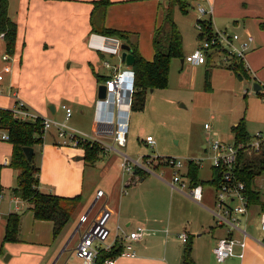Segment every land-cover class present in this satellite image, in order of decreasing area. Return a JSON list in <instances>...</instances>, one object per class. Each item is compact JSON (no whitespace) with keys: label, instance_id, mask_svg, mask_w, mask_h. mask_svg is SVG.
<instances>
[{"label":"crops","instance_id":"1","mask_svg":"<svg viewBox=\"0 0 264 264\" xmlns=\"http://www.w3.org/2000/svg\"><path fill=\"white\" fill-rule=\"evenodd\" d=\"M98 1L101 0H9L8 14L16 23L17 37L12 54L7 51L5 39L0 38V110H11L20 99L34 114L57 123H66L81 135L95 134L98 89L111 79L113 71L104 68L105 62L110 63L104 61L106 54L89 47L91 35H101L93 28L100 29L104 26L107 30L128 34L129 43L138 47L139 53L147 62H153L156 54V30L163 27L166 9L170 5L167 0H108L110 4L103 11L96 9L95 3ZM185 1L189 5L187 13H183L178 4L173 7L174 22L183 40V57L184 51L190 54L200 46V37L196 33V46L189 50V31L185 28L182 17H190L194 21L198 17L196 10L199 5L206 9L213 7V14L208 18L212 20L210 21L214 28L230 31L229 33L233 31L232 34L238 33L242 39L247 35H253L255 38L246 56L247 67H244L248 75L244 80L252 81L254 90L258 79L264 78V0ZM191 6L194 12L189 13ZM175 8L179 11L178 15H175ZM187 25L189 26V22ZM111 38L126 44L123 39ZM181 62L184 68L185 58H182ZM214 62L215 58L209 59L207 64L201 66H211ZM122 64H126V61ZM207 73L209 84L206 83ZM211 75V71L207 69L204 84L208 91L212 90ZM231 76L236 77L233 72ZM156 90L145 92L146 106L140 112L147 110L148 101L153 100L150 96ZM254 92L260 96L259 91ZM63 105L72 111L68 121ZM51 107L54 111L50 110ZM137 112H131L129 126L131 118ZM74 118L77 122L70 124ZM23 122L35 123L31 120ZM240 124L243 125L247 137L252 136L247 132L243 118L234 128ZM3 130L4 133H0L3 187L0 201V264H85L76 254L84 230L80 219L84 215H88L89 219L95 218L104 206L112 212L109 221L110 243L118 244L124 233L135 231L138 226H143L149 233L142 241L134 244L135 258L118 257L115 264H182L185 244L180 241L179 235L183 232L193 239L192 257L196 264H200L201 254L198 248L201 240L220 228L210 212L214 209L215 201L213 207L208 208L204 204V197L202 204H198L187 196L186 191L173 188L172 169L166 166L170 170V177H166L164 172L160 176L153 174L145 180L146 174L149 173L134 168L126 175L127 172L120 163L122 171L114 175V157L111 153L117 152H106L100 147L96 158L89 161L84 147L64 146L58 137L57 128L53 127L45 135L43 142L33 148L34 162L40 168L39 189L44 194L64 198L81 196V202L70 221L60 234L55 236L53 222L35 219L30 209L32 206L14 193L19 171L10 166L14 148L10 139H3V136H9V133L0 126V131ZM136 137L139 139V136ZM235 138L239 139L234 132L232 140ZM107 142L111 143V139L107 138ZM143 143L150 146L147 138ZM154 145L150 147L153 148ZM205 146L206 143L202 145V149L208 153L207 161L210 152ZM105 157L109 158L106 162L103 160ZM146 157L143 154L139 159ZM89 167L98 171V181H86ZM158 167L154 163V168ZM193 167L197 169L195 180L198 184H195L192 176ZM204 168L202 161L201 167L186 166L183 174L190 177L192 186L202 185L205 193V184L214 189L215 184L211 182L214 174L211 163V177L206 181L200 179V171ZM98 191H103L104 197L97 199ZM10 214H22L19 241L16 243L4 242L7 218ZM153 232L155 234H152ZM77 233L79 239L70 248ZM217 242L213 239V247L209 246L207 249L210 256H214L213 249ZM249 243L246 257L248 256L250 262L247 263L246 259L244 262L239 260L240 264L253 263L248 254ZM116 249L120 248L116 246ZM262 258L264 264V256Z\"/></svg>","mask_w":264,"mask_h":264},{"label":"built area","instance_id":"2","mask_svg":"<svg viewBox=\"0 0 264 264\" xmlns=\"http://www.w3.org/2000/svg\"><path fill=\"white\" fill-rule=\"evenodd\" d=\"M197 10L199 17L202 18L197 20V28L200 32L201 40L200 46L193 54L185 58V63L192 66H201L207 64L210 58L219 57L221 63L228 69L234 70L236 62H243L246 68V56L255 38L252 35H247L245 39H242L239 34L217 30L212 26V23L211 34H208L203 21H206L205 18L213 14V7L206 9L199 5ZM0 38L4 39L5 35L1 34ZM121 46L122 43L118 39L97 34L91 35L89 41L91 49L116 56L121 63H125L122 60L123 50ZM6 59L7 56L4 57V60ZM104 66L111 69L113 75L105 84L107 87L106 99L98 100L97 102L96 132L92 136L81 135L77 131L72 130L66 123H57L52 119L43 118L30 112L20 99L15 102L11 111L17 119L39 121L41 124L40 135L43 140L45 135L53 127H56L58 137L64 146L80 148L84 143H96L106 152L119 153L123 157L122 167L125 172L131 173L134 168H138L152 174V168H154L152 160L155 158L146 157L134 160L117 148H125L127 144L130 114L135 92V72L129 66L121 69L120 67L112 66L108 62H105ZM0 80H2L1 76ZM257 85L260 88V97L264 101V82L259 81ZM62 108L66 112V121H68L72 116V111L65 105ZM204 128L206 130L205 147L210 152L208 160L214 170L211 182L215 184L216 191L214 209L210 210V212L218 227L228 229L227 236L218 240L213 249V254L216 261L220 264L233 258L244 262L250 240H254L258 246L264 249V241L252 238L247 231V225L253 217H256L259 220L260 229L264 233V172L261 171L264 167V130L244 140L235 138L232 141H224L213 130L212 125L205 124ZM107 138L111 139V143L107 142ZM3 139L9 140L10 138L5 135ZM147 143L153 146L155 141L152 137H147ZM161 165L173 170L171 183L173 188L186 191L187 196L193 202L202 204L204 197L203 186H192L190 177L183 174L186 166L201 167V160L184 161L182 159L168 158L162 161ZM247 170L255 171V173L250 175V182L244 178ZM102 197H104V192L98 191L97 199ZM111 217L112 212L105 206L93 219H89L88 215L81 217L80 223L81 226H84V230L77 246L76 254L85 264H95L102 251L111 252L116 246L122 249L116 258H135L134 244L149 235L143 226H138L135 231L124 233L119 238L118 241L120 242L118 244L110 243L111 230L109 221ZM243 223L246 225L244 228L242 227ZM152 234H155V232ZM179 239L183 244H186L189 235L183 232L179 235ZM116 258L107 260L105 264H115Z\"/></svg>","mask_w":264,"mask_h":264},{"label":"rangeland","instance_id":"3","mask_svg":"<svg viewBox=\"0 0 264 264\" xmlns=\"http://www.w3.org/2000/svg\"><path fill=\"white\" fill-rule=\"evenodd\" d=\"M190 8L191 11L189 10V13L194 12L193 6ZM174 11L175 15L179 14L177 8ZM180 14L184 15L182 12ZM196 14L198 17L194 21L190 17H182V22L189 31L187 34L189 38L187 48L189 50L191 47L196 46V33L200 37L197 20L202 18L199 17L198 10H196ZM206 18L205 20H211ZM187 22H189L191 30ZM169 33L170 29L168 26H165L160 32L159 40L162 49L167 46ZM231 33L234 32L231 31ZM193 53L187 54L184 51L185 57L183 59ZM118 59L116 56L106 54L104 61H109L111 65L125 69L126 64L120 63ZM207 69L212 73V90L210 91L206 89L204 84ZM104 71L112 73L108 69H104ZM231 73L225 65L221 64L219 57L215 58V62L211 66L200 67L185 64V67L182 68L181 59L176 58L173 60L168 87L157 89L151 94L150 98L153 100L148 101L147 110L145 112H140L139 110L131 118L127 147H117L134 160L139 159L143 154L151 159L155 158L152 161L159 167L152 168V174H146L145 180L153 174L160 176L164 172L166 177H170V175L168 176L170 170L166 166L161 165L162 161L168 158L182 159L184 161L193 158L203 161L205 168L200 171V179L204 181L208 180L211 177L210 162L206 161L208 153L202 149V145L206 143L205 124L212 125L213 130L224 141H232L234 138L233 128L242 118L249 134L254 135L264 129V101L262 97L254 92L252 81L244 80L240 82L236 77H232ZM258 80L264 82V78H259ZM70 122V124H73L77 121L74 118ZM2 132L4 133V130L0 131L1 134ZM148 135L152 136L155 140L153 148L143 143ZM136 136H139V139ZM111 154L114 157V162L112 163L114 164L113 173L115 175L117 172L122 171V167H120L122 156L117 153ZM108 159L105 157L103 160L106 162ZM88 171L86 181L90 180L93 182L99 180L100 177L97 170L89 167ZM215 197L216 191L214 187L205 184L204 204L207 205L206 207L210 208L212 206ZM245 226V223H243L242 227L244 228ZM227 230V228H217L214 234L209 233L204 236L198 248V252L201 254V258L199 259L200 264H220L214 256L209 255L207 249L209 246L213 247V239L217 242L227 236ZM247 231L252 238L264 241V233L261 231L259 220L256 217H253L247 225ZM78 239L79 234L77 233L70 248L75 245ZM160 239L158 238V240ZM249 242L248 254L253 261L251 264H263L264 249L258 246L254 240H250ZM246 262H250L248 256L246 257ZM222 264H240V261L230 259Z\"/></svg>","mask_w":264,"mask_h":264},{"label":"trees","instance_id":"4","mask_svg":"<svg viewBox=\"0 0 264 264\" xmlns=\"http://www.w3.org/2000/svg\"><path fill=\"white\" fill-rule=\"evenodd\" d=\"M167 1L170 2V5L166 9L163 27L156 30L154 37V48L156 54L153 62H147L139 53L138 47L129 43L128 34L107 30L104 26L100 29H95V27L93 28V30L98 34L106 37H117L119 39H123L131 48V54L135 59L134 65L132 66V69L135 72V92L133 95L132 112L144 109L146 100L145 92L152 89H165L168 87L170 65L172 60L175 58H183V40L181 33L174 22L173 7L175 4H178L181 11L183 13H187L189 5L185 0ZM109 4L110 2L108 0H101L95 3V7L96 9L105 11ZM8 8L9 0H0V35H5L4 39L7 51L12 54L15 49L17 26L16 23L10 19ZM203 24L205 25L206 32L211 34V21H203ZM165 26L169 27L170 36H168L167 46L162 49L159 36L161 30ZM234 68V70H229L232 71L239 80L242 81L245 78H248L243 62H236ZM206 83L209 84L208 73L206 74ZM0 126L8 131L10 142L14 148L10 166L19 171L17 186L14 189L15 195L32 206L30 209L33 211L35 219L53 222L54 234L55 236H58L70 221L74 211L81 202V196L75 198H64L52 194H44L40 191V168L35 164L34 159L32 163H29L23 151L26 147L34 148L38 143L43 142L40 135L41 124L39 121L35 123L23 122L22 120L17 119L11 110H0ZM234 132L240 140L247 137L242 124L234 128ZM82 147H84L86 151V158L89 161H93L96 158L97 153L100 151V146L96 143H84ZM1 170L2 167L0 166V201L3 196ZM261 171L264 172V167ZM191 172L194 181H196L197 169L193 167ZM252 173H255V171L247 170L244 174V178H246L248 182H250V175H252ZM195 184H198V182L196 181ZM20 223L21 215L10 214L8 216L6 234L4 238L5 243H16L19 241ZM192 242L193 239L189 237L183 251L182 264H196L192 257ZM121 250V248L116 249L115 247L111 252L102 251L96 259L95 264H105L107 260L119 256Z\"/></svg>","mask_w":264,"mask_h":264},{"label":"water","instance_id":"5","mask_svg":"<svg viewBox=\"0 0 264 264\" xmlns=\"http://www.w3.org/2000/svg\"><path fill=\"white\" fill-rule=\"evenodd\" d=\"M121 49L123 50L122 52V60L126 61L127 66L132 67L134 65L135 59L134 56L131 54V48L130 46L126 44H122ZM255 91H260V88L256 84L254 86ZM107 97V87L105 85H100L98 89V98L99 100H105ZM51 111H54L52 107L50 108ZM24 154L28 160L29 163L33 162L34 159V149L30 147H26L23 149Z\"/></svg>","mask_w":264,"mask_h":264},{"label":"bare ground","instance_id":"6","mask_svg":"<svg viewBox=\"0 0 264 264\" xmlns=\"http://www.w3.org/2000/svg\"><path fill=\"white\" fill-rule=\"evenodd\" d=\"M102 45V44H101ZM103 46V45H102Z\"/></svg>","mask_w":264,"mask_h":264}]
</instances>
